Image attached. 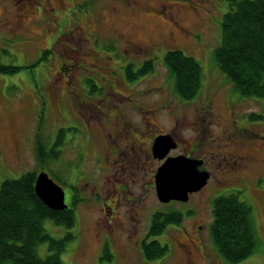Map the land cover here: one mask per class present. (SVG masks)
I'll return each mask as SVG.
<instances>
[{
  "label": "rangeland",
  "instance_id": "374dc122",
  "mask_svg": "<svg viewBox=\"0 0 264 264\" xmlns=\"http://www.w3.org/2000/svg\"><path fill=\"white\" fill-rule=\"evenodd\" d=\"M36 1L39 9L33 4L23 14L22 24L14 28L5 21L15 15V4L20 5L0 0V64L21 66L12 72L0 71V182L27 170H46L63 187L65 201L70 194L80 198L73 206V226L44 221L47 232L56 238L68 231L73 234L60 253L63 263L264 264V192L259 190L263 188L259 175H264V154L258 153L264 148V101L240 95L214 61L227 0H135L134 8L132 0ZM177 5L185 9L179 15L173 12ZM28 7L24 2L22 8ZM129 38L143 47L131 48ZM171 48L183 50L200 63L201 85L191 99L177 95L164 64V53ZM43 49L50 50L40 56ZM148 57L154 68L129 80L126 64L133 63L130 72L134 73ZM87 78L96 83L92 91ZM107 110L121 112L132 123V134L144 143L157 131L174 133L175 127L186 144L199 139L193 152L207 160L202 168L210 172L203 187L186 201H159L155 188L147 187L146 193L140 187L158 159L145 167L141 160L134 173L141 179L129 186L133 196L142 192L143 197L134 204L117 197L113 192L117 180L106 177L114 167L106 165L103 157L106 132L114 126L107 124ZM250 113L263 114V118H249ZM234 119L248 130L239 128ZM59 128L63 129L61 140L54 144ZM233 131L243 134L246 149L256 157L241 183L235 182L237 173L228 170L231 162L225 151L236 135ZM38 134L46 149L50 151L53 145L57 150L54 159L38 160ZM238 189L252 207L259 241L250 254L230 262L211 238L212 200ZM108 191L109 202L119 200L109 224L101 205ZM134 205L139 220L128 240L124 227L132 220L125 209ZM170 208L185 211L183 218L160 234L146 237L168 245L163 256L148 260L140 243L152 211ZM106 241L113 254L107 257L102 255ZM37 252L45 256L47 243H39Z\"/></svg>",
  "mask_w": 264,
  "mask_h": 264
},
{
  "label": "trees",
  "instance_id": "16d2710c",
  "mask_svg": "<svg viewBox=\"0 0 264 264\" xmlns=\"http://www.w3.org/2000/svg\"><path fill=\"white\" fill-rule=\"evenodd\" d=\"M228 9L220 21L219 41L213 49L218 70L242 96L260 98L264 101V0H227ZM50 49H43L45 52ZM174 89L184 100L193 98L201 85V66L192 55L179 48L165 51L163 56ZM132 62L125 66L130 79L151 71L153 59L143 60L134 73L130 72ZM21 66L0 64V71L12 72ZM92 91L96 84L92 78L85 81ZM262 119L263 114L250 113L249 118ZM63 129L54 137L60 142ZM37 135L36 155L41 162L45 157L55 158L57 150L52 145L45 148ZM55 151V152H54ZM36 172L27 170L18 177L5 178L0 182V264H64L60 253L65 242L73 237L68 231L60 238L50 235L44 227L46 219L66 228L74 224V205L78 196L70 194V206L52 209L44 204L34 191ZM75 188V187H74ZM241 190L215 196L212 200V221L210 234L220 255L230 262H237L250 254L259 241L250 203L240 197ZM182 214L178 209L170 212H153L147 237L160 234L171 223H179ZM46 242L48 253L40 256L37 245ZM142 254L146 259L163 256L168 245L152 238L142 239ZM102 255H113L107 246ZM102 255L100 258H102Z\"/></svg>",
  "mask_w": 264,
  "mask_h": 264
},
{
  "label": "flooded vegetation",
  "instance_id": "af4514ba",
  "mask_svg": "<svg viewBox=\"0 0 264 264\" xmlns=\"http://www.w3.org/2000/svg\"><path fill=\"white\" fill-rule=\"evenodd\" d=\"M14 1L18 2V5L20 6L18 7L17 4H15V9H13V11L15 12V15L9 19H6L7 21H5V23H7L9 26H13L14 28L22 24L23 14L26 13L29 10V8L31 9L33 4L37 5V9H39L38 6H41V4L37 2L36 0H14ZM58 1L60 3L62 2V0H58ZM128 1H131V0H128ZM132 1L133 2L130 6H133L134 8L135 0H132ZM24 2L28 3V6H29L26 9L22 8L24 6ZM20 7H21V10H20ZM173 10H174L173 12H175L174 14L179 15L180 13H183L185 9L182 6L177 5L175 6V8H173ZM128 40L129 41L127 45L130 46L131 48L137 49V48L143 47V46H136L135 41H133L131 38H129ZM138 111H142V109H138ZM105 113H107L110 118L107 124L114 125L113 126L114 131L108 130L106 132L107 133L106 134L107 148L105 149V153H103V157L105 159L106 165L114 167L112 173H106V177L111 176L117 180L116 182L117 186H114L113 192H116L117 197L120 196L125 201L131 200L132 203L134 204L135 200L143 197L142 192H140L137 196H133V191L131 190L129 186V182L134 184L135 182L141 179V176H139L138 174H134L137 171L138 167L140 166L141 160L143 162V166L145 167L144 165L145 163H149L150 165L153 162H155V160L157 159L152 154L151 145H152L154 136L159 133H169L176 141L175 148L179 150L175 153H171V151L175 149L173 148L169 151L168 155L184 154L187 156L202 158V165L200 166V168H202V166L207 163V160L204 157L195 155L193 152L195 147L199 145V139H194L190 145L186 144V139L178 137L177 127L174 128V133L171 132L170 130L157 131L151 137H149L147 141H145L146 143H144L142 142V140L139 139V137H136L134 134H132L133 133L132 123L129 121H126L122 117L121 112L107 110ZM246 117L247 116L245 115V119ZM233 121L236 124H238L239 128L241 127V129L243 128L245 130H248L249 127L243 126L241 122H239V120L234 119ZM149 130L150 128H148V131ZM233 133H235L236 135L231 139L229 143H227L228 145L226 143L224 145L225 146L227 145L225 148V151H227V154H228L227 158L231 162V169H230V164H229L228 170L232 171L231 173L233 174L237 173L236 175L237 179H235L236 180L235 182L241 183L245 180L244 177L242 176L247 173L246 169L248 168V165L251 164L256 159V157L254 156L253 152H249V150L246 149L245 144H247L248 142L244 140L246 138L243 136V134L242 133L240 134L236 131H233ZM140 134L141 133H139L138 135ZM122 139H124L122 141L123 143H118V141ZM258 153H260V155H263L264 148L262 150L259 149ZM161 161L162 160L158 159V163L157 165L154 166V170L148 180L141 179L140 187L143 188V189L141 188L142 191H145L147 193L148 191L147 187L155 188L154 173L158 165L161 163ZM116 163H117V166H116ZM209 177H210V172H209ZM259 177L263 179V188L259 190L264 192V175L260 174ZM144 182L146 183V185L144 184ZM110 193L108 191L105 194V196L101 198L102 199L101 205H103V208L106 212L105 220H107L106 221L107 224L113 221L111 220L115 216V214L113 213L114 212L113 207L117 206L119 202L118 198L113 200L112 203L109 202ZM188 197H190V193ZM64 200H65V197H64ZM69 201L68 200L65 201L68 206H70ZM173 201H177V200H169L167 202L172 203ZM125 211L128 212V215L130 219L132 220L131 222H129V224L127 223V225L124 227L126 228V233H127L126 237L128 240H130L132 239L133 234L137 231V220H139V216H138V211H136L135 205L133 207L131 206L126 207ZM154 211H152V214ZM159 211L167 213V212L172 211V209L171 208L168 210L162 209ZM179 212H181V214L183 215L185 211L183 212L179 210ZM152 214H151V217H152ZM186 214H188V210L186 211ZM151 217H150V220H151Z\"/></svg>",
  "mask_w": 264,
  "mask_h": 264
},
{
  "label": "water",
  "instance_id": "95a60500",
  "mask_svg": "<svg viewBox=\"0 0 264 264\" xmlns=\"http://www.w3.org/2000/svg\"><path fill=\"white\" fill-rule=\"evenodd\" d=\"M175 146L176 141L169 133L155 135L151 145L154 157L163 159L154 174L156 196L163 202L171 199L187 200L188 193L200 189L209 177L206 169L199 168L201 158L184 154L166 156ZM33 188L38 198L49 208L67 207L63 188L46 171L36 173Z\"/></svg>",
  "mask_w": 264,
  "mask_h": 264
}]
</instances>
